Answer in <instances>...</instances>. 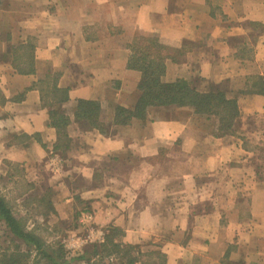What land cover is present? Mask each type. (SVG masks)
<instances>
[{
    "label": "crops",
    "instance_id": "obj_1",
    "mask_svg": "<svg viewBox=\"0 0 264 264\" xmlns=\"http://www.w3.org/2000/svg\"><path fill=\"white\" fill-rule=\"evenodd\" d=\"M139 37L166 47L164 82L235 101L231 133L189 106L115 122L139 96ZM0 197L69 264H264V0H0ZM10 237L0 219V256ZM108 240L120 251L83 257Z\"/></svg>",
    "mask_w": 264,
    "mask_h": 264
},
{
    "label": "trees",
    "instance_id": "obj_2",
    "mask_svg": "<svg viewBox=\"0 0 264 264\" xmlns=\"http://www.w3.org/2000/svg\"><path fill=\"white\" fill-rule=\"evenodd\" d=\"M129 47L131 56L128 67L140 72V79L137 85L139 96L132 109L117 107L116 123L127 124L133 117L142 119L149 107L189 106L193 108L196 114L207 117L213 116L217 123L216 131L218 133L215 134L231 133L237 116V107L233 99L227 98L225 93L218 87L207 92H199L184 80L164 82L162 80L165 68L164 60L169 55L166 56V47L158 39L153 37L135 38ZM26 49L28 57H30L29 46ZM31 61L23 62L25 65L21 63V65H13V67L18 73H27V71L31 70V66L27 68ZM41 90L42 92L44 91L43 89ZM60 93L64 94L62 98H66L65 90ZM99 113L100 106L98 102L78 100L76 103L75 119L81 121L89 128L102 131L103 127L99 120ZM65 123L66 121L63 117H59V119L52 118V124L57 128ZM0 219L3 220L7 232L11 235L9 242L12 243L11 250L8 247V251H5V249L2 252L0 264H69L74 258V256H70V251L65 249L63 244L58 242L56 247L51 246L39 235H36L33 230H28L25 219L15 217L5 205L2 197H0ZM20 244L25 247L24 252L19 251ZM99 251L103 256H108L113 251L119 252L120 250L118 245L112 244V241L108 240L85 247L83 257L90 253L96 255ZM33 253L34 258L31 259ZM80 257L78 256L77 258Z\"/></svg>",
    "mask_w": 264,
    "mask_h": 264
},
{
    "label": "rangeland",
    "instance_id": "obj_3",
    "mask_svg": "<svg viewBox=\"0 0 264 264\" xmlns=\"http://www.w3.org/2000/svg\"><path fill=\"white\" fill-rule=\"evenodd\" d=\"M213 117V116H212ZM215 120V119H214ZM216 127H217V123H216V120H215V124L213 123V132L215 133H218L216 131ZM45 193H47V191H45ZM42 212L44 211V207H41L40 210L38 209V212ZM38 212H36V215H38ZM59 226V230H61V227H62V224H58ZM36 231H38V235L43 238L45 241H47L51 246H54L56 247V244L59 242L62 244V241L60 242V239H57L55 237H52L50 236V238H48V234H49V230H47V226L44 224H39L38 227H36ZM48 231V232H47ZM58 232L57 230L54 231V234ZM51 235V234H50ZM4 243H6L5 245H7L8 247H10V245L12 243L9 242V239H6V240H2ZM11 248V247H10Z\"/></svg>",
    "mask_w": 264,
    "mask_h": 264
}]
</instances>
